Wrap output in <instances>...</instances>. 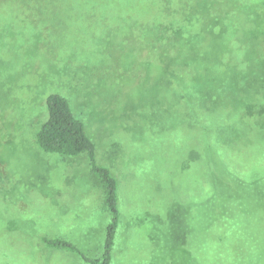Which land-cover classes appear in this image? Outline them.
I'll list each match as a JSON object with an SVG mask.
<instances>
[{
    "label": "rangeland",
    "instance_id": "rangeland-1",
    "mask_svg": "<svg viewBox=\"0 0 264 264\" xmlns=\"http://www.w3.org/2000/svg\"><path fill=\"white\" fill-rule=\"evenodd\" d=\"M161 61L253 64L255 81L264 0H0V264H87L45 244L57 237L87 257L102 251L110 215L88 156L35 142L51 93L68 100L117 182L112 264H196L209 251L186 211L212 190L211 152L246 178L264 173V97L248 90L238 123L247 132L217 147L205 126L237 115L220 107L199 126H175L180 112L156 104Z\"/></svg>",
    "mask_w": 264,
    "mask_h": 264
},
{
    "label": "trees",
    "instance_id": "trees-1",
    "mask_svg": "<svg viewBox=\"0 0 264 264\" xmlns=\"http://www.w3.org/2000/svg\"><path fill=\"white\" fill-rule=\"evenodd\" d=\"M161 64L156 68L160 73L159 90L155 86L152 90H158L162 98L156 104L180 112L179 117H175V126L181 127L185 121L189 126H199L197 117L200 113L213 118L221 107L233 111L237 119L230 122L231 126L223 120L216 121L209 129L205 126L206 132L213 133L216 146L218 143L231 146L247 132L238 124L244 118L239 116V111L252 100L248 90L260 91L263 100L264 70L256 71V80L252 81L254 66L248 63L197 65L161 61ZM45 104L46 116L36 129V144L43 151L64 157L86 153L92 172L98 175L104 207L110 215L104 228L102 251L97 257H87L63 238L46 239L45 244L76 251L87 264H111L119 216L117 182L107 169L95 163V146L84 124L73 114L68 100L61 94L51 93ZM261 109L259 107L258 111ZM211 154L213 182L206 204L197 205L195 215L187 211L185 214V219H190L191 236L205 238V247L209 249L196 264H264V173L246 178V172L233 170L224 157L220 159L219 152ZM207 158L209 165L212 164V158ZM185 219L183 217L182 222L179 219L181 234L189 231Z\"/></svg>",
    "mask_w": 264,
    "mask_h": 264
},
{
    "label": "crops",
    "instance_id": "crops-1",
    "mask_svg": "<svg viewBox=\"0 0 264 264\" xmlns=\"http://www.w3.org/2000/svg\"><path fill=\"white\" fill-rule=\"evenodd\" d=\"M107 224V223H106ZM118 234V233H117ZM117 237V236H116ZM119 245H118V242H116V238H115V244H114V249H113V253H112V260H111V264H112V261H114L115 262V260H114V254H115V251L117 250V247H118ZM101 254V253H100ZM96 256V255H95ZM95 256H91L90 258H94ZM143 264H145V263H143Z\"/></svg>",
    "mask_w": 264,
    "mask_h": 264
}]
</instances>
